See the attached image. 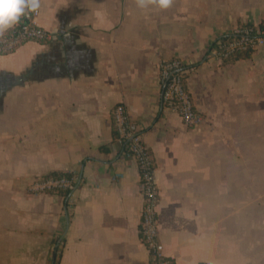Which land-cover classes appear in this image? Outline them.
<instances>
[{"label":"crops","instance_id":"1","mask_svg":"<svg viewBox=\"0 0 264 264\" xmlns=\"http://www.w3.org/2000/svg\"><path fill=\"white\" fill-rule=\"evenodd\" d=\"M35 21L53 37L0 56V264H149L116 103L153 156L173 263L264 264V43L206 56L234 25L264 21V0H40ZM172 57L193 67L196 127L160 106ZM54 170L77 178L72 192L26 191Z\"/></svg>","mask_w":264,"mask_h":264},{"label":"built area","instance_id":"2","mask_svg":"<svg viewBox=\"0 0 264 264\" xmlns=\"http://www.w3.org/2000/svg\"><path fill=\"white\" fill-rule=\"evenodd\" d=\"M37 14L38 9L27 13L21 17V24L0 35V56L14 50L23 42L29 40L45 42L53 37L49 30L35 21ZM224 37H217L208 47L206 52L208 58L228 59L239 52L251 51L264 43V36L260 30L255 25L247 23L234 25L229 36ZM192 69V66H188L177 57L161 60L158 64L160 106L176 113L186 127H196L203 119L184 83L185 75ZM110 116L117 140L122 144L125 154L131 157L137 166L138 189L142 198L138 234L148 253V262L174 264L172 258L164 252L158 238L156 207L159 193L153 156L142 142L139 126L128 116L122 103H116L110 108ZM76 179L74 175L42 174L28 181L26 191L30 194L72 192L76 186Z\"/></svg>","mask_w":264,"mask_h":264},{"label":"clouds","instance_id":"3","mask_svg":"<svg viewBox=\"0 0 264 264\" xmlns=\"http://www.w3.org/2000/svg\"><path fill=\"white\" fill-rule=\"evenodd\" d=\"M170 0H158L160 7H167ZM40 7V0H0V32L12 28L24 15ZM138 7H147V0H138ZM57 29H53L55 32Z\"/></svg>","mask_w":264,"mask_h":264},{"label":"trees","instance_id":"4","mask_svg":"<svg viewBox=\"0 0 264 264\" xmlns=\"http://www.w3.org/2000/svg\"><path fill=\"white\" fill-rule=\"evenodd\" d=\"M21 23H22V21L19 20V21L13 26V28H14V27H17V26H18L19 24H21ZM247 24H249V23H247ZM249 25H253V24H249ZM255 26L260 30V33L263 35V34H264V21L259 22V23H258L257 25H255ZM10 29H11V28H10ZM10 29H8L7 31H9ZM7 31L0 32V35H2L3 33L7 32ZM224 38H226V37H224ZM248 52H249V51L239 52V53L233 55L232 57L239 56V55H243V54L248 53ZM232 57H230V58H232ZM48 174H49V175H52V176H71V175H72L71 172L56 171V170L51 171V172H49ZM65 193H67V192H65Z\"/></svg>","mask_w":264,"mask_h":264}]
</instances>
